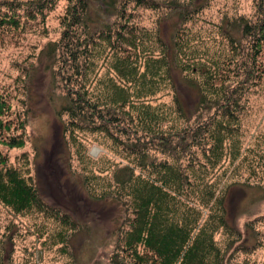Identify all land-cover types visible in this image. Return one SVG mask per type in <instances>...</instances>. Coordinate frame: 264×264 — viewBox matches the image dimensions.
Wrapping results in <instances>:
<instances>
[{
    "label": "rangeland",
    "instance_id": "374dc122",
    "mask_svg": "<svg viewBox=\"0 0 264 264\" xmlns=\"http://www.w3.org/2000/svg\"><path fill=\"white\" fill-rule=\"evenodd\" d=\"M35 1L0 0V13L11 12L14 7L20 22L19 28H8L0 36V93L7 97L9 118L17 126L10 133L21 134L23 139L20 147L0 143V148L9 163L32 179L46 205L69 214L76 228L44 212L17 214L0 203V264H110L118 228L125 223L128 209L115 194L106 196L102 192L109 181H114L115 169L129 162L125 144L135 126L124 118L128 126L125 133L113 135L115 128L108 133L70 125L69 116L61 113V108L68 93L63 77L71 60L60 54L55 58L49 44L62 37L77 0H55L44 14H33L31 4ZM86 1L90 7L85 21L89 29L107 24L116 33L123 31L126 38L134 32L145 50L160 48L162 42L170 46L174 31L183 25L182 15L188 13L185 21H189L183 25L187 31L183 37L190 39L187 53L201 54L206 48L211 57L227 48L221 25H229L239 34L240 18L257 21L262 0H146V4L115 0L113 6L111 0ZM113 53L107 46L106 54L98 60V79L114 75L110 69ZM260 61L264 66V48ZM175 75L179 78L176 91L164 87L150 102L169 106L177 93L186 113L184 118L174 115L175 121L167 123L176 127L170 132L195 130L210 144V132L221 117L215 116V109L198 110L197 89L180 74ZM95 94L101 93L96 90ZM242 103L238 122L231 124L241 147L238 158L226 156L217 168L209 165L208 169L217 192L228 189V218L241 232V240L230 251L231 262L264 264V74ZM73 127L79 136L76 142L66 130ZM173 142V152L148 148L149 157L184 167L190 162L196 167L207 163V143L192 139L186 147L181 136ZM216 239L225 246L230 237L221 231Z\"/></svg>",
    "mask_w": 264,
    "mask_h": 264
},
{
    "label": "trees",
    "instance_id": "16d2710c",
    "mask_svg": "<svg viewBox=\"0 0 264 264\" xmlns=\"http://www.w3.org/2000/svg\"><path fill=\"white\" fill-rule=\"evenodd\" d=\"M53 1L36 0L31 4L33 14H44ZM113 3L115 0L109 4ZM139 4H146V0H140ZM89 8L88 1L77 0L62 37L51 42L49 48L55 58L60 54L71 60L68 74L63 77L68 93L61 108V113L69 116L70 125L108 133L115 128L113 135L125 133L128 126L125 127L124 118L135 126L133 136L130 132L125 144L129 162L115 169L114 181H109L102 192L106 196L115 194L128 209L125 223L118 228L110 264H234L230 251L241 240V232L228 218L229 191L217 192L208 166L215 169L226 156H233L234 160L240 154L239 140L231 124L238 122L242 98L254 90L264 74L260 61L264 48V0L259 3L257 21L240 18L239 34L229 25H221L227 48L211 57L206 48L201 54L186 51L190 39L183 37L187 34L183 25L189 21H185L189 19L188 13L182 15L183 25L174 31L170 46L162 42L160 48L145 50L134 32L126 38L123 31L116 33L107 24L89 29L85 22ZM13 9L0 13V36L8 28L20 27ZM124 10L121 8L119 14ZM107 46L114 50L110 65L114 75L98 79V60L106 54ZM175 73L197 89L198 110L215 109V116L221 117L215 120L210 132V144L195 130L170 132L176 127L167 123L175 121L174 115L184 118L186 113L177 93L169 106L153 105L149 100L164 87L176 91L179 78ZM96 90L101 94L96 95ZM9 109L7 97L0 93V143L20 147L22 135L10 133L15 123L9 118ZM74 127L66 130L76 142L79 136ZM180 136L186 147L192 139L199 140V144L207 143V163L196 167V163L190 162L184 167L149 157L150 149L173 152L176 149L173 139ZM0 203L17 214L44 212L76 228L69 214L46 205L36 184L9 163L1 148ZM221 231L230 237L225 246L216 239Z\"/></svg>",
    "mask_w": 264,
    "mask_h": 264
}]
</instances>
